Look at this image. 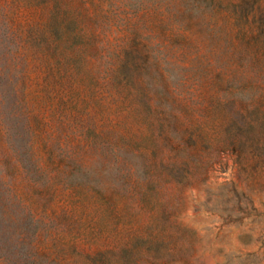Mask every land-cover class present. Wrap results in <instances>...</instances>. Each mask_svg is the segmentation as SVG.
<instances>
[{
    "label": "rangeland",
    "instance_id": "obj_1",
    "mask_svg": "<svg viewBox=\"0 0 264 264\" xmlns=\"http://www.w3.org/2000/svg\"><path fill=\"white\" fill-rule=\"evenodd\" d=\"M0 264H264V0H0Z\"/></svg>",
    "mask_w": 264,
    "mask_h": 264
}]
</instances>
